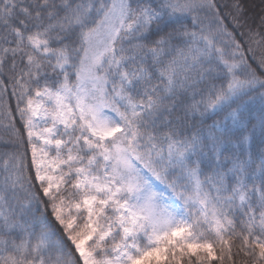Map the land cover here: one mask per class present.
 Returning <instances> with one entry per match:
<instances>
[{
	"label": "snow or ice",
	"instance_id": "obj_1",
	"mask_svg": "<svg viewBox=\"0 0 264 264\" xmlns=\"http://www.w3.org/2000/svg\"><path fill=\"white\" fill-rule=\"evenodd\" d=\"M0 264H264V0H0Z\"/></svg>",
	"mask_w": 264,
	"mask_h": 264
}]
</instances>
